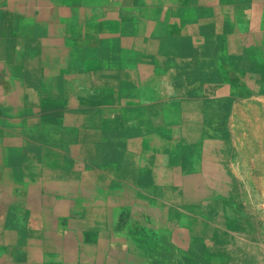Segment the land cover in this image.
<instances>
[{
  "label": "crops",
  "instance_id": "0c3cea01",
  "mask_svg": "<svg viewBox=\"0 0 264 264\" xmlns=\"http://www.w3.org/2000/svg\"><path fill=\"white\" fill-rule=\"evenodd\" d=\"M30 1L0 0V264H264V0Z\"/></svg>",
  "mask_w": 264,
  "mask_h": 264
},
{
  "label": "rangeland",
  "instance_id": "374dc122",
  "mask_svg": "<svg viewBox=\"0 0 264 264\" xmlns=\"http://www.w3.org/2000/svg\"><path fill=\"white\" fill-rule=\"evenodd\" d=\"M32 1L25 0V4H30ZM261 116V115H260ZM258 117L255 116V120ZM254 122H250L244 131L246 136L241 138V148L245 150L246 160L240 165L245 173H264V123L262 128H254ZM256 127V126H255Z\"/></svg>",
  "mask_w": 264,
  "mask_h": 264
}]
</instances>
